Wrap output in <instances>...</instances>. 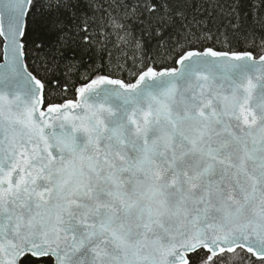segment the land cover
<instances>
[{
    "label": "snow or ice",
    "instance_id": "snow-or-ice-1",
    "mask_svg": "<svg viewBox=\"0 0 264 264\" xmlns=\"http://www.w3.org/2000/svg\"><path fill=\"white\" fill-rule=\"evenodd\" d=\"M249 7L0 0V264H264Z\"/></svg>",
    "mask_w": 264,
    "mask_h": 264
},
{
    "label": "trees",
    "instance_id": "trees-1",
    "mask_svg": "<svg viewBox=\"0 0 264 264\" xmlns=\"http://www.w3.org/2000/svg\"><path fill=\"white\" fill-rule=\"evenodd\" d=\"M245 12L247 13V16L245 18V24L249 29H254L256 31L257 36H259L262 32H264V29L261 28V25L257 22V20L255 19L252 9L246 8ZM34 16V22H33V27L37 30L42 29V20L43 17L41 16V13L39 11L35 12L33 14ZM71 54V53H70ZM88 55L84 56V60L87 61L88 60Z\"/></svg>",
    "mask_w": 264,
    "mask_h": 264
}]
</instances>
